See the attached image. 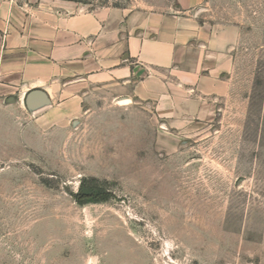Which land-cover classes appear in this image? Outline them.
Listing matches in <instances>:
<instances>
[{
	"label": "rangeland",
	"instance_id": "obj_1",
	"mask_svg": "<svg viewBox=\"0 0 264 264\" xmlns=\"http://www.w3.org/2000/svg\"><path fill=\"white\" fill-rule=\"evenodd\" d=\"M71 1L184 13L178 0ZM188 14L239 28L228 97L185 126L106 89L64 119L18 107L0 136V264H264V0ZM84 177L116 200L79 205Z\"/></svg>",
	"mask_w": 264,
	"mask_h": 264
},
{
	"label": "crops",
	"instance_id": "obj_2",
	"mask_svg": "<svg viewBox=\"0 0 264 264\" xmlns=\"http://www.w3.org/2000/svg\"><path fill=\"white\" fill-rule=\"evenodd\" d=\"M178 2L181 16L0 0V136L20 126L10 115L32 90L50 97L47 121L72 116L92 89L152 104L171 126L201 118L233 89L239 28L202 26L188 14L200 0Z\"/></svg>",
	"mask_w": 264,
	"mask_h": 264
},
{
	"label": "trees",
	"instance_id": "obj_3",
	"mask_svg": "<svg viewBox=\"0 0 264 264\" xmlns=\"http://www.w3.org/2000/svg\"><path fill=\"white\" fill-rule=\"evenodd\" d=\"M112 187L108 181L95 177H84L80 181L77 192L70 194L79 205L103 204L116 200Z\"/></svg>",
	"mask_w": 264,
	"mask_h": 264
},
{
	"label": "water",
	"instance_id": "obj_4",
	"mask_svg": "<svg viewBox=\"0 0 264 264\" xmlns=\"http://www.w3.org/2000/svg\"><path fill=\"white\" fill-rule=\"evenodd\" d=\"M49 99L50 97L45 91L32 90L26 95L24 99V104H25V107L28 109V111H30L31 113H35L43 108L50 106L51 100ZM16 102H17L16 99H12L11 102H9V104L16 103ZM77 123L78 122H74L73 125L76 126L75 124Z\"/></svg>",
	"mask_w": 264,
	"mask_h": 264
}]
</instances>
